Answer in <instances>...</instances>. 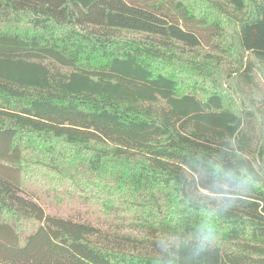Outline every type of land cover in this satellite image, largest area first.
Returning <instances> with one entry per match:
<instances>
[{"label":"trees","instance_id":"1","mask_svg":"<svg viewBox=\"0 0 264 264\" xmlns=\"http://www.w3.org/2000/svg\"><path fill=\"white\" fill-rule=\"evenodd\" d=\"M202 2L212 16L0 0V264H264V0ZM233 52L251 58L239 112L206 69ZM179 63L182 86L164 69ZM29 154L70 210L26 190Z\"/></svg>","mask_w":264,"mask_h":264},{"label":"rangeland","instance_id":"2","mask_svg":"<svg viewBox=\"0 0 264 264\" xmlns=\"http://www.w3.org/2000/svg\"><path fill=\"white\" fill-rule=\"evenodd\" d=\"M192 6L196 9V11H200L201 13H207L209 16H212L208 12L209 5L202 0H188ZM231 27L226 25V39L230 38ZM197 56H195L192 60L198 62V64L202 63V59L200 56H203L206 53L202 49H197ZM183 57L188 60L192 58V55L188 56V53H182ZM187 56V57H186ZM213 60L218 62V65L209 63V66L206 67L208 72L210 73V81L213 83L211 86L216 87L224 94L225 102L229 104V107L233 109V111L239 112L240 106L243 104V101H249L252 97L251 93V85H245V81L243 80L244 74V64L251 61V58H248L246 54L239 53L236 55V52L230 53L228 55H215L212 54ZM164 69L170 73L171 75L177 77L180 82L179 84L182 86V83L185 81L193 80L192 76H190L187 71L182 68L180 69L179 64L165 65ZM255 81L258 82L259 86L263 89L264 87V79L262 76L257 75ZM182 80V82H181ZM202 80V79H198ZM183 88V87H182ZM211 88V89H212ZM244 89L246 92H250L244 98L241 95L239 90ZM30 155V154H29ZM28 155V156H29ZM40 160H44L43 162H47V159H43L42 156L30 155L29 162L26 165V176L24 179V187L30 193L38 198V201L41 204H44L47 209L54 211H68L72 208V203L63 199L59 200V196L63 195L61 193L64 192V187L66 184H62V182H58L57 184H62L61 186H53L57 177L51 172L53 168L47 167L40 163ZM64 172H72L73 168L69 169L64 164L56 163ZM74 170H76L74 168ZM65 197H74L72 195H64Z\"/></svg>","mask_w":264,"mask_h":264},{"label":"clouds","instance_id":"3","mask_svg":"<svg viewBox=\"0 0 264 264\" xmlns=\"http://www.w3.org/2000/svg\"><path fill=\"white\" fill-rule=\"evenodd\" d=\"M208 239H210V234H209V235L201 236V237L199 238V240H200V244L197 245V247H198V248H199V247H202L203 242L206 241V240H208Z\"/></svg>","mask_w":264,"mask_h":264}]
</instances>
